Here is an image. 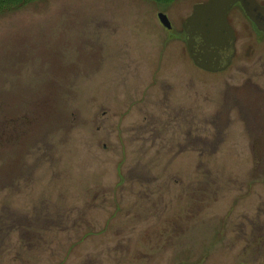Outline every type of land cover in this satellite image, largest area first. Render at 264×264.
<instances>
[{"label":"rangeland","instance_id":"1","mask_svg":"<svg viewBox=\"0 0 264 264\" xmlns=\"http://www.w3.org/2000/svg\"><path fill=\"white\" fill-rule=\"evenodd\" d=\"M204 1L38 0L0 15V223L18 215L14 233H0V264H264L237 236L245 217L264 224L255 158L236 141L201 156L192 140L210 133L202 123L170 125L152 148L149 105L127 111L133 70L158 78L179 65L208 78L175 32ZM116 118L135 130L119 124L116 140ZM174 139L185 152H156ZM190 191L195 201L180 202ZM161 219L183 231L152 236ZM22 224L38 233L19 234Z\"/></svg>","mask_w":264,"mask_h":264},{"label":"flooded vegetation","instance_id":"2","mask_svg":"<svg viewBox=\"0 0 264 264\" xmlns=\"http://www.w3.org/2000/svg\"><path fill=\"white\" fill-rule=\"evenodd\" d=\"M255 1L264 7V0ZM158 13L159 11L156 14L157 23L162 26L158 20ZM227 21L231 28L226 40L227 45L217 46L216 54L211 52V69L205 70L198 67L188 54L194 67L208 78L199 80L197 74L184 72L179 65L163 72V76L158 78H155L151 72L150 74L143 73L141 76L138 74V79L136 71L133 70L131 84L125 90L126 94L130 95L134 92V95L130 96L127 102V111L130 109L135 111L140 104L149 105L144 110V120L147 121L142 125L152 148L157 140L164 141L161 139L162 133L167 128H172L170 125L182 126L184 124L190 127L194 123L209 125L211 126L210 133L192 140L194 143L193 148L198 154L209 156L220 151L221 144L227 145L228 141L239 142L240 150L244 151V154L255 158L258 176L263 177L264 31L260 30L251 21L239 2L234 3L228 11ZM162 28L164 27L162 26ZM171 29L172 25L166 30ZM175 32H178L176 39L183 38L186 46L182 26L180 31ZM159 71L160 69L157 72ZM170 75L171 77L168 78ZM140 80L143 82L142 85H139ZM155 86L158 88H155ZM62 88L71 89L70 85L62 86ZM199 101L203 102L202 108L206 109L208 113H202L198 117L196 111L199 109ZM152 104L155 106H152ZM184 109L188 113H185ZM165 111H168V113L166 114ZM102 113L104 114V111ZM116 119L117 124H114L118 127L115 128L117 130L116 140H119L118 137H120L118 131H122V129H119V124L120 126L131 125L130 130H135V126H133L135 120L121 123L118 122V118ZM170 130L172 131V129ZM172 133L174 134V132ZM175 137L179 138L178 135ZM166 145L168 146L167 149L165 148ZM103 146L106 147V143H103ZM187 147L186 144L174 139L172 144H164V147L156 149V152L159 154L160 150H163L177 156L179 153L185 152ZM209 151L212 153L210 154ZM0 178L2 179V175ZM11 185L12 181L5 180L3 188H8ZM1 187L2 185L0 190ZM142 192L138 191L137 193L140 200L150 202L148 196H142ZM194 192H187L185 196L180 194L178 199L182 202L189 195L195 201ZM205 194H207L205 199H209V194L207 192ZM149 205L154 206V202ZM9 215L16 218L18 216L16 213ZM134 217H138V214H135ZM16 218L5 219L3 223H0V233L13 234L16 226L10 225V222ZM179 224L176 220L175 227L172 228L169 221L161 219L156 223H152L149 227L154 230L152 236L160 235L161 237L170 234L169 237H172L178 235L180 233L178 231H183L180 229ZM159 225H161L160 228ZM18 232H20L19 234L34 235V232L38 233V230L22 224L21 230L19 229ZM237 236L242 242L243 249L256 252L258 256H261L264 252V224L258 214L253 220L247 217L244 218V223L239 225Z\"/></svg>","mask_w":264,"mask_h":264},{"label":"water","instance_id":"3","mask_svg":"<svg viewBox=\"0 0 264 264\" xmlns=\"http://www.w3.org/2000/svg\"><path fill=\"white\" fill-rule=\"evenodd\" d=\"M240 2L249 18L264 31V7L255 0H208L195 4L193 11L183 23L188 51L195 64L211 69L212 56L217 53L216 47L227 45L231 31L227 22V13L234 3ZM161 23L170 27L164 14H159Z\"/></svg>","mask_w":264,"mask_h":264},{"label":"trees","instance_id":"4","mask_svg":"<svg viewBox=\"0 0 264 264\" xmlns=\"http://www.w3.org/2000/svg\"><path fill=\"white\" fill-rule=\"evenodd\" d=\"M38 0H0V15L14 12ZM170 2L172 0H156Z\"/></svg>","mask_w":264,"mask_h":264}]
</instances>
